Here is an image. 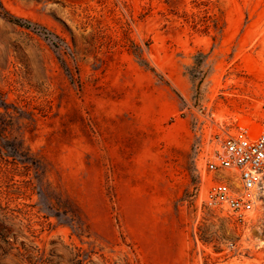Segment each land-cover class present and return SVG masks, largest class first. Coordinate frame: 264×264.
<instances>
[{
    "label": "rangeland",
    "instance_id": "374dc122",
    "mask_svg": "<svg viewBox=\"0 0 264 264\" xmlns=\"http://www.w3.org/2000/svg\"><path fill=\"white\" fill-rule=\"evenodd\" d=\"M242 129L264 0H0V264H264L202 201Z\"/></svg>",
    "mask_w": 264,
    "mask_h": 264
},
{
    "label": "built area",
    "instance_id": "2783aa9c",
    "mask_svg": "<svg viewBox=\"0 0 264 264\" xmlns=\"http://www.w3.org/2000/svg\"><path fill=\"white\" fill-rule=\"evenodd\" d=\"M219 145L215 170L232 173L211 186L203 204L245 222L264 194V131L252 136L249 130L242 129L228 135Z\"/></svg>",
    "mask_w": 264,
    "mask_h": 264
},
{
    "label": "bare ground",
    "instance_id": "6f19581e",
    "mask_svg": "<svg viewBox=\"0 0 264 264\" xmlns=\"http://www.w3.org/2000/svg\"><path fill=\"white\" fill-rule=\"evenodd\" d=\"M246 123H247V121L246 122H243V124H246ZM254 131H256V130H254ZM256 134H257V131L254 133V136H256Z\"/></svg>",
    "mask_w": 264,
    "mask_h": 264
}]
</instances>
